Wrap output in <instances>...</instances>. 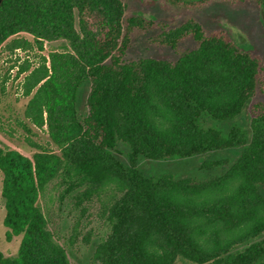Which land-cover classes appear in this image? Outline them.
<instances>
[{
    "label": "trees",
    "instance_id": "obj_1",
    "mask_svg": "<svg viewBox=\"0 0 264 264\" xmlns=\"http://www.w3.org/2000/svg\"><path fill=\"white\" fill-rule=\"evenodd\" d=\"M167 1L264 12V0ZM154 26L153 42L192 48L126 59ZM22 32L62 43L23 91L22 126L45 127L52 147L0 146L5 235L22 237L0 264H71L40 204L52 182L98 203L96 264H264V54L225 28L129 14L126 0H0V46Z\"/></svg>",
    "mask_w": 264,
    "mask_h": 264
},
{
    "label": "rangeland",
    "instance_id": "obj_2",
    "mask_svg": "<svg viewBox=\"0 0 264 264\" xmlns=\"http://www.w3.org/2000/svg\"><path fill=\"white\" fill-rule=\"evenodd\" d=\"M126 3L129 14L143 16L156 24H178L190 19L207 28H225L244 48L264 54V12L253 7L233 8L228 3L217 1L191 9L184 5H174L167 0H126ZM76 27L78 28L77 23ZM159 32L160 28L154 26L148 31L136 33L125 58L174 61L193 46L192 39L179 42L174 49L159 45L152 41ZM61 43V40L45 42L40 49L29 33L22 32L8 38L0 46V146L28 156L33 154L36 144L52 147L45 127L28 133L22 126V123H26L23 111L28 101L23 91L26 76L40 66L42 57L48 58V52L58 48ZM21 68L25 70L18 73ZM260 100L264 99L260 97ZM1 186L0 173V250L6 255L15 256L22 237L13 236L10 240L6 239ZM40 204L49 217L50 228L60 242L65 244L71 264H96L90 259V243L106 231L98 216V203L94 201L77 205L71 193L63 194L62 187H57L55 182H52L40 198Z\"/></svg>",
    "mask_w": 264,
    "mask_h": 264
}]
</instances>
